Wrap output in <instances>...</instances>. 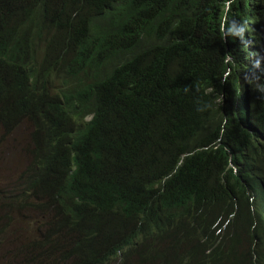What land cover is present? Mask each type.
<instances>
[{
    "label": "trees",
    "instance_id": "trees-1",
    "mask_svg": "<svg viewBox=\"0 0 264 264\" xmlns=\"http://www.w3.org/2000/svg\"><path fill=\"white\" fill-rule=\"evenodd\" d=\"M20 122L7 205L56 214L24 264H264V0H0Z\"/></svg>",
    "mask_w": 264,
    "mask_h": 264
},
{
    "label": "rangeland",
    "instance_id": "rangeland-1",
    "mask_svg": "<svg viewBox=\"0 0 264 264\" xmlns=\"http://www.w3.org/2000/svg\"><path fill=\"white\" fill-rule=\"evenodd\" d=\"M251 30L247 36H251ZM33 139L26 122L17 123L6 132L0 131V264H24L36 254L34 243L41 229L56 219L55 211L41 202L34 206L10 208L7 200L16 182L27 170ZM7 198V200H6ZM22 253V254H21Z\"/></svg>",
    "mask_w": 264,
    "mask_h": 264
},
{
    "label": "clouds",
    "instance_id": "clouds-1",
    "mask_svg": "<svg viewBox=\"0 0 264 264\" xmlns=\"http://www.w3.org/2000/svg\"><path fill=\"white\" fill-rule=\"evenodd\" d=\"M41 45H42V40L41 41H38V48H37V51L34 53V61H33V64L36 65V66H39L43 63V53L41 52ZM56 77H59V76H55V77H52L53 78H56ZM48 86V85H47ZM43 87V86H42ZM95 92L96 90H92V91H87L85 92V96L84 97H92L95 95ZM50 94V93H49ZM93 118V114H86L84 116V120L85 121H90L91 119ZM11 191L13 192L14 191V188L13 186L11 187Z\"/></svg>",
    "mask_w": 264,
    "mask_h": 264
}]
</instances>
